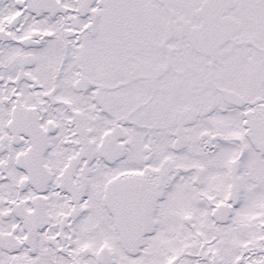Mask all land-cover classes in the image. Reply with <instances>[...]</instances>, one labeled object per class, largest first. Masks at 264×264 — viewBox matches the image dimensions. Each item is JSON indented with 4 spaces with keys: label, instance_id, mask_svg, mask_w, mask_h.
I'll list each match as a JSON object with an SVG mask.
<instances>
[{
    "label": "snow or ice",
    "instance_id": "1",
    "mask_svg": "<svg viewBox=\"0 0 264 264\" xmlns=\"http://www.w3.org/2000/svg\"><path fill=\"white\" fill-rule=\"evenodd\" d=\"M0 264H264V0H0Z\"/></svg>",
    "mask_w": 264,
    "mask_h": 264
}]
</instances>
